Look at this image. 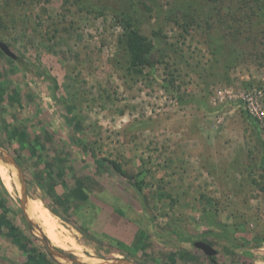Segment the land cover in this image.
Returning <instances> with one entry per match:
<instances>
[{
  "label": "rangeland",
  "instance_id": "obj_1",
  "mask_svg": "<svg viewBox=\"0 0 264 264\" xmlns=\"http://www.w3.org/2000/svg\"><path fill=\"white\" fill-rule=\"evenodd\" d=\"M0 43V264H264V0H0Z\"/></svg>",
  "mask_w": 264,
  "mask_h": 264
},
{
  "label": "bare ground",
  "instance_id": "obj_2",
  "mask_svg": "<svg viewBox=\"0 0 264 264\" xmlns=\"http://www.w3.org/2000/svg\"><path fill=\"white\" fill-rule=\"evenodd\" d=\"M9 165L0 160V179H1L4 187L7 189V191H10L13 189L12 184L15 181L14 180L15 179L14 178L15 177L14 169ZM28 199L29 198L25 199V202L23 205L24 206V214L26 216V219L28 218V216H30V214L27 210V206H26ZM33 207L35 209V212L37 213L36 218H37V220H39L41 232L47 236V238L50 240V242L59 248H63V249L66 248L67 250H72L74 252V255H76L80 259L85 260L84 258H82V256H81L82 254L80 255L83 247H80L74 241V239L66 233L67 230L65 229L64 226H62V224H60L58 222L57 217H55L52 213H50V211L47 210L46 208H44L42 206H38L35 203V201H33ZM42 233H41V235L46 237ZM59 260H60V262H63V263L66 262V261H64V259H59Z\"/></svg>",
  "mask_w": 264,
  "mask_h": 264
},
{
  "label": "trees",
  "instance_id": "obj_3",
  "mask_svg": "<svg viewBox=\"0 0 264 264\" xmlns=\"http://www.w3.org/2000/svg\"><path fill=\"white\" fill-rule=\"evenodd\" d=\"M123 37H124V39H122V42H124V45L127 48L129 65L134 67V68L148 65V63H149L148 54L151 51L152 46H151V43L147 40V38L143 34H141L137 28H134V26L130 25V24L125 27V32L123 34ZM19 61H20L19 59L16 60V62H19ZM53 84L56 87L55 83H53ZM103 160L111 166V168L113 169V171L115 173H117L121 176L125 175V173L122 170L119 163L112 161V160H106V159H103ZM145 174H146V171L142 170V171L138 172L136 174V176L134 177V187L139 192H141V190H142L141 183L145 179ZM1 186L3 187L2 183H1ZM4 190H6V189L4 188ZM47 208L53 214H55V212L51 208H49V207H47ZM207 218L210 220L209 215H205V219H207ZM225 228L228 231L233 232V233L244 231V227H238L235 225H231L228 227L226 226Z\"/></svg>",
  "mask_w": 264,
  "mask_h": 264
},
{
  "label": "water",
  "instance_id": "obj_4",
  "mask_svg": "<svg viewBox=\"0 0 264 264\" xmlns=\"http://www.w3.org/2000/svg\"><path fill=\"white\" fill-rule=\"evenodd\" d=\"M0 49L1 51L6 55L8 56L9 58L13 59V60H18V58L9 50V48L7 47V45H5L4 43H0ZM0 159H4V160H9L8 158H6L4 155L0 154ZM11 162L13 163V165L17 168V170L20 172V179L22 180L23 179V175L19 169V167L17 166V164L12 160L10 159ZM27 198V194L26 192L24 191L23 192V201L25 202V199ZM47 208V207H46ZM23 209H24V206H23ZM47 210H49L47 208ZM50 211V210H49ZM50 213H52L50 211ZM53 214V213H52ZM25 216V214H24ZM26 218V216H25ZM27 220V219H26ZM28 221V220H27ZM29 222V221H28ZM36 237V236H35ZM38 238V237H36ZM42 243L44 244V249L45 251L50 255V257H52V253H51V249L49 248L48 244L46 241H42ZM193 246L199 250H201L206 256L208 257H213L216 255V251L211 247L209 246L208 244H205L204 242L202 241H196L193 243ZM53 258V257H52ZM58 264H61L60 262H58ZM133 264H136V263H133Z\"/></svg>",
  "mask_w": 264,
  "mask_h": 264
}]
</instances>
